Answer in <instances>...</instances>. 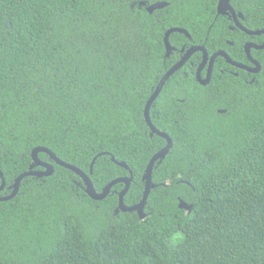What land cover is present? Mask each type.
I'll return each instance as SVG.
<instances>
[{"label": "trees", "instance_id": "obj_1", "mask_svg": "<svg viewBox=\"0 0 264 264\" xmlns=\"http://www.w3.org/2000/svg\"><path fill=\"white\" fill-rule=\"evenodd\" d=\"M159 1L168 4L150 12ZM243 1L234 3L247 29H264L263 0ZM216 3L0 0V197L44 146L86 172L97 192L130 175L111 157L125 162L133 179L124 203H139L149 161L167 143L151 135L145 105L181 49L204 44L244 61L243 41L264 43V32L239 41L202 31ZM172 27L191 39L172 32L167 55ZM249 52L262 64L250 85L242 70L221 71L236 70L221 55L202 85L200 52L164 84L150 117L173 146L154 164L143 216L119 209L124 183L92 199L78 174L39 152L54 172L24 177L15 197L0 201V264H264V48Z\"/></svg>", "mask_w": 264, "mask_h": 264}, {"label": "water", "instance_id": "obj_2", "mask_svg": "<svg viewBox=\"0 0 264 264\" xmlns=\"http://www.w3.org/2000/svg\"><path fill=\"white\" fill-rule=\"evenodd\" d=\"M229 3H230V0H219V3H218V11H219V13H224L225 9H227V8L232 9V7L230 6ZM167 4H168L167 2L159 1V2H156V3L152 4V5H150L148 7V10L150 12H152L154 9L161 8V7H163V6L167 5ZM176 31L184 33L186 36L189 37V39H191V36H190L189 32L186 29H184V28L172 27V28L168 29L166 31L165 35H164V44H165V49H166V54L167 55H169L172 52L173 48H174L173 45L171 44L170 40H169L170 34L172 32H176ZM244 31L247 34H249V35H257V34L263 33L264 29H259V30L244 29ZM252 47L255 48V49H263L264 48V44H256V43L248 42L245 45V51H246L248 57L256 65L255 68L252 69V70L254 72H258L261 69V65H260V63L258 61L254 60L252 58V56H251V54L249 52V48H252ZM200 50L203 51V62L201 63V65L197 69L196 78H197L198 82L201 83L202 85H206L210 81L211 73H212L213 61L218 55L224 56L227 59L228 62H230L231 64H233L235 66L245 67V66H243L241 64H238L237 62L233 61V59L225 51L219 50V51L215 52L212 55L207 75H206L205 78H202L201 71H202V68L204 67L205 62L208 59V54H207V51H206L205 47L199 46V45H194V46L190 47L185 52L183 57L179 61H177L162 76V78L158 82L154 92L151 94V96L149 97V99L146 102L145 109H144V116H145L146 123H147L148 127L151 130V135L157 134V135L165 138L167 140V143L161 150H159L157 153H155L152 156L151 160L149 161V164H148V166L146 168L145 175L143 177V179L145 180V189H144L143 197H142V199H141V201L139 203H137L135 205H132V206H126L125 203H124V196L128 192V190H129V188L131 186L132 179H133L132 170L129 168V166L125 162H123V161L119 162V161H117L115 159L114 156L111 157L112 160L115 163H117L118 165H120V166L124 167L125 169H127L129 171L130 175L113 179L111 182H109L106 185V187L103 189L102 192H97V190L95 189V186H94L91 178L89 177V175L86 172H84L83 170L79 169L78 167H76V166H74V165H72L70 163H67V162L61 160L53 151H51L49 148L44 147V146H38V147H35L32 150L31 154H32V158H33V163L30 165V169L28 171H25V172L21 173L17 177V179L15 181V184H14V189H13L12 193L7 195V196L0 197V201H6V200H9V199H12L13 197H15V195L19 191L20 183H21V181H22V179L24 177L32 176V175L41 177V176H49V175L53 174L54 166L51 163L44 162V161L40 160L39 157H38V153L39 152H45L57 164H59V165H61L63 167H66V168L74 171L76 174H78L83 179V181L86 184V193L92 199L102 200V199L107 197V195L110 193L112 187L115 184L124 183L125 184L124 188L118 194V199H119L118 207H119V209L121 211H123V212L137 211V212H139L141 214V216H143L144 215L143 209H144V207H145V205L147 203V200H148L149 194L151 192V189L154 186L153 183H152V172H153L154 164H155V162L158 159L163 158L164 156H166L167 153L170 151L171 147L173 146L172 138L166 132L160 131L157 127L154 126V124H153V122L151 120V117H150V107H151L152 103L154 102V100L159 95V93L161 92L164 84L170 78V76L172 74H174L177 70H179L186 63V61L190 58V56L193 53H195L197 51H200ZM96 158L97 157H95L93 159V161H92V164H91V167H90V171L91 172L93 171V164H94ZM35 166H41V167H43V169H40V170L39 169H34ZM0 177L2 178V184L0 186V190H2L4 188V186H5V179H4V176H3V173L1 171V169H0ZM179 207L180 208H184V209H191L193 207V205L192 204H188V203H186L183 200H180Z\"/></svg>", "mask_w": 264, "mask_h": 264}, {"label": "flooded vegetation", "instance_id": "obj_3", "mask_svg": "<svg viewBox=\"0 0 264 264\" xmlns=\"http://www.w3.org/2000/svg\"><path fill=\"white\" fill-rule=\"evenodd\" d=\"M234 1L235 0H230V3H229L230 6L232 7V9L227 8V9H225L224 13H219V11H218L219 0H217V3L215 5V10H212V11L208 12V14L210 13L208 20L207 21H203V22L201 21V24H202L201 28L203 29V30L202 29L201 30L202 31H206V32H212L213 30L220 29L222 32H228L229 34H233L235 38H238V40L241 41L242 38H240V34H243V33L246 34L244 29H247V26H246L247 25V17L245 16L244 12L241 9H239V5H240L239 3L240 2L236 4V2L234 3ZM243 2L246 5L247 0L243 1ZM263 2H264V0H263ZM220 39H222L225 43H227L229 45V47H234L235 46V41H233V40H231L229 38H225L223 36V34H220ZM214 42L215 41L211 42L212 45L214 44ZM243 42H244V48H245V45L248 42L254 43L253 41H250V40H245ZM262 44H264V43H262ZM199 46L205 47L206 51H207V54H208V59L205 62L204 67L202 68V71H201L202 78H205L206 75H207L208 69H209V65H210V62H211L212 55L215 52L219 51V50L225 51L228 55H229V53L227 52L226 49H223V48L216 49V50L210 52V51H208V48L204 44L203 45H199ZM187 50L188 49L184 50V48L181 49L183 55L185 54V52ZM197 52H200L201 57H200L198 65L196 67V72H197L198 67L203 62V51L200 50V51H197ZM183 55H182V57H183ZM251 56H252V58L254 60H256V61H258L260 63V61L255 56H253L252 54H251ZM218 57H220V55H218L213 61L211 78H212V74H213V72L215 70V65H216ZM222 58L232 68H236V70L235 69H231V68H226V69H221V71L223 72L224 70H227L230 73L234 74L235 76H238L239 75V70H242V72H243L242 79H243L244 83L247 84V85H250L255 80V76L262 70V64L261 63H260L261 69L258 72H254L252 70V69L255 68L256 65L248 57L246 51H245V60L244 61H237V60H234L231 57L233 59V61H235L238 64H241V65H243L245 67L235 66V65L231 64L230 62H228L227 59L224 56ZM196 72H195V74H196Z\"/></svg>", "mask_w": 264, "mask_h": 264}, {"label": "rangeland", "instance_id": "obj_4", "mask_svg": "<svg viewBox=\"0 0 264 264\" xmlns=\"http://www.w3.org/2000/svg\"><path fill=\"white\" fill-rule=\"evenodd\" d=\"M182 238V234L179 233L171 238L172 243L176 244Z\"/></svg>", "mask_w": 264, "mask_h": 264}]
</instances>
